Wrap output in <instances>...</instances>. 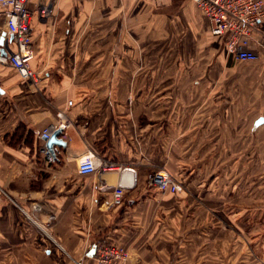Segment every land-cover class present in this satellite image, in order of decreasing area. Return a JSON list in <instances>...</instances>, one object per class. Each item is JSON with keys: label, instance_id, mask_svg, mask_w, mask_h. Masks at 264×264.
Listing matches in <instances>:
<instances>
[{"label": "crops", "instance_id": "crops-1", "mask_svg": "<svg viewBox=\"0 0 264 264\" xmlns=\"http://www.w3.org/2000/svg\"><path fill=\"white\" fill-rule=\"evenodd\" d=\"M36 5L51 9L31 18L37 86L1 54L10 39L0 13V264H97L101 243L129 254L111 264H264L255 255L264 242L248 245L249 210L228 211L235 199L207 194L213 168L189 172L181 143L195 141L207 158L264 155V22L257 60L239 63L190 0H28ZM58 112L66 145L49 163L38 136ZM87 152L133 171L120 205L106 188L123 171L80 176ZM160 166L180 173L183 192L150 185ZM242 167L226 172L224 188L246 189L253 167Z\"/></svg>", "mask_w": 264, "mask_h": 264}, {"label": "built area", "instance_id": "built-area-1", "mask_svg": "<svg viewBox=\"0 0 264 264\" xmlns=\"http://www.w3.org/2000/svg\"><path fill=\"white\" fill-rule=\"evenodd\" d=\"M190 1L207 19L210 34L222 37L225 52L229 56L239 63H252L257 60L254 37L260 24L264 22V0ZM0 13L4 16L5 32L10 39L3 49L7 65L22 81L37 86L40 81L39 73L31 66L34 59L31 18L36 13L40 19H46L51 15V9L42 5H36L31 9L28 6V0H0ZM71 105L72 102L68 101L67 106ZM57 119L56 123L44 128L38 136V139L40 138L43 142L41 152L49 163L59 160L58 148L54 147L53 154H50L44 147V140H47L54 131L63 132L69 126L63 112L57 113ZM110 171L121 173L124 169L112 163L99 161L91 152L83 154L77 163V173L80 176ZM149 183L162 194L172 195L181 191L179 184L164 170L153 172L149 177ZM106 189H112L111 205H120L123 189L118 186ZM128 258V252L115 244L101 243L96 246L95 261L97 264H111L114 261L126 262Z\"/></svg>", "mask_w": 264, "mask_h": 264}, {"label": "rangeland", "instance_id": "rangeland-1", "mask_svg": "<svg viewBox=\"0 0 264 264\" xmlns=\"http://www.w3.org/2000/svg\"><path fill=\"white\" fill-rule=\"evenodd\" d=\"M214 95V98L216 100H220L221 102H226V95L223 93L219 94H212ZM195 109L191 112L192 114L194 113ZM170 143V141H163L162 146H167ZM175 142H172V145H174ZM182 145L184 146V150H186L187 157H189V166L192 168H189V172L191 171H196L195 169L198 168L197 170H202L204 167L205 168H213V173H215V178H211V176H208V178H211L209 181H214L213 185L217 186V188L211 187L209 189H206L207 194H214L217 197H219L221 201H226L227 199L229 202H233L232 200L235 199V205L233 204H228V211L235 210L236 212H239L240 210H244L246 208L249 210L246 214V217L244 216V219H247L250 217V219L246 220V223H248L247 227L250 228V231L247 233V238L248 240V245L251 244L253 250H254V245L256 244L257 239H260L264 242V238L261 237V235H264V155H252L250 157L248 156H238V157H229L224 154H222V151L220 155H214L213 157H203V153L201 149L198 147L196 150L195 141H185L181 142ZM203 142H199V146H202ZM180 147V144L178 145ZM216 147V145H215ZM242 166H252L253 169L251 168V174L250 178L248 179L249 182L247 183L246 189L242 186H239L238 184H235V186L232 189H227L224 188L223 181L227 179V174L226 172H229L231 170L236 169V174H239L238 171L241 170L243 167ZM256 168L254 174L252 171ZM250 169V168H248ZM158 170H164L170 176L172 179L179 184L181 191H178L171 196H176L177 194H180L183 192L185 186H186V181L182 178L180 173H173L167 170L164 166H160L159 168L155 169L153 172H156ZM174 172H177L173 170ZM152 172V173H153ZM151 173V174H152ZM194 174H197V172ZM252 180V181H251ZM157 191V190H156ZM193 191V190H192ZM160 193V192H158ZM161 195H166L162 194ZM170 195V194H167ZM201 195V194H200ZM243 198L249 199L252 198V201L250 205L244 206L241 205L240 201ZM258 199H262V204L257 203ZM227 204L225 206H227ZM238 217L241 215H237ZM236 216V217H237ZM237 218V223H240L241 220H238ZM241 224L243 222L241 221ZM246 236V235H245ZM251 236V237H250ZM239 237V236H238ZM262 244V243H261ZM263 246V245H262ZM254 255V253H253ZM255 255H258V257H264L262 256L261 252L258 250ZM254 255L252 258L253 260L257 257ZM255 261V260H254Z\"/></svg>", "mask_w": 264, "mask_h": 264}, {"label": "water", "instance_id": "water-1", "mask_svg": "<svg viewBox=\"0 0 264 264\" xmlns=\"http://www.w3.org/2000/svg\"><path fill=\"white\" fill-rule=\"evenodd\" d=\"M2 55H5L4 52H2ZM0 93H1V89H0ZM263 121L262 118L257 120V123ZM61 130H56L54 131L51 136L47 139L44 140V147L47 149V151L50 154H53V148L54 147H65V142L61 139H59V136L61 134ZM127 178V183L123 184L124 179ZM119 184L118 187H123L125 189H130L133 187L134 183V175H133V171L130 169H125L123 171V173L120 175V180H119Z\"/></svg>", "mask_w": 264, "mask_h": 264}]
</instances>
